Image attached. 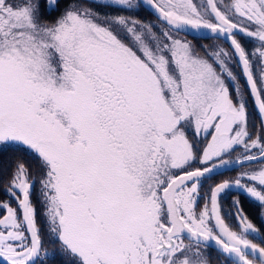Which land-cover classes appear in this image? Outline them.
<instances>
[{"label":"snow or ice","instance_id":"1","mask_svg":"<svg viewBox=\"0 0 264 264\" xmlns=\"http://www.w3.org/2000/svg\"><path fill=\"white\" fill-rule=\"evenodd\" d=\"M0 153V264H264V0H0Z\"/></svg>","mask_w":264,"mask_h":264},{"label":"flooded vegetation","instance_id":"2","mask_svg":"<svg viewBox=\"0 0 264 264\" xmlns=\"http://www.w3.org/2000/svg\"><path fill=\"white\" fill-rule=\"evenodd\" d=\"M65 6V0H61V10L63 9V7ZM58 13H54L52 16H47V18H55V16ZM46 17V16H45ZM140 18L144 19V20H154V16H150L148 15V13L141 11L140 12ZM215 43H219L218 41H212V40H199V41H193L194 46L197 49H201V47L203 45H213ZM200 55H203V52L201 51L199 53ZM248 108H249V113L251 116L250 119V130L253 129V126L258 127L259 126V118L257 113L254 111L253 107H252V102L251 100H249L248 103ZM11 153H0V160H3L5 162L8 161L9 157H11ZM29 164H32L31 161H29ZM34 166V165H33ZM239 174L238 171H230L227 172L224 175L221 176H216L214 177L212 180L208 181L205 183L204 185V190L206 191L210 186L218 184L220 182H222L223 180H231L234 179L237 175ZM7 180V175L4 177V181ZM3 187H4V183L0 182V199H3ZM33 201L35 202V196H33ZM223 203V209L225 212L230 210V204H231V199L222 202ZM242 206L245 210V212L247 213V215L249 216V219L257 226V228H259L261 230V233H264V221H262L259 218V210L257 208H255L248 200H243L242 201ZM2 214V213H0ZM229 223L231 224H235V221H229ZM234 230H238L235 229ZM44 246L45 248H47L49 251H53L54 249H52V247L50 246L49 242H48V238L47 235H44ZM206 255L209 256L210 258V264H220L219 260L216 259V253L212 250H209L208 253H206Z\"/></svg>","mask_w":264,"mask_h":264},{"label":"rangeland","instance_id":"3","mask_svg":"<svg viewBox=\"0 0 264 264\" xmlns=\"http://www.w3.org/2000/svg\"><path fill=\"white\" fill-rule=\"evenodd\" d=\"M45 19L48 21V22H54L55 18H47V16L45 17Z\"/></svg>","mask_w":264,"mask_h":264}]
</instances>
